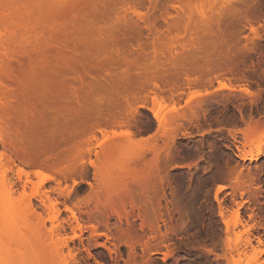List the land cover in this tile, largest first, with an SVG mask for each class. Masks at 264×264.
I'll list each match as a JSON object with an SVG mask.
<instances>
[{
  "label": "rangeland",
  "instance_id": "obj_1",
  "mask_svg": "<svg viewBox=\"0 0 264 264\" xmlns=\"http://www.w3.org/2000/svg\"><path fill=\"white\" fill-rule=\"evenodd\" d=\"M9 4L0 168L12 169L24 262L52 264L35 236L53 214L74 264H237L247 238L264 260V0Z\"/></svg>",
  "mask_w": 264,
  "mask_h": 264
},
{
  "label": "bare ground",
  "instance_id": "obj_2",
  "mask_svg": "<svg viewBox=\"0 0 264 264\" xmlns=\"http://www.w3.org/2000/svg\"><path fill=\"white\" fill-rule=\"evenodd\" d=\"M40 1H54V2H57L58 3V0H40ZM60 1V0H59ZM5 2V3H4ZM12 2V3H11ZM16 2H17V0H0V4L2 5H4V4H6L7 5V3L9 4V3H11V5L10 6H12V4L14 3V4H16ZM13 4V5H14ZM5 5V6H6ZM9 43V42H8ZM8 43H6V44H4V43H2L1 45H0V47L1 48H8ZM4 66H3V68L5 69V70H7V68H9V65L7 64V63H4L3 64ZM223 82H221L220 83V87H219V90H227V89H230V88H228L227 87V85L226 84H222ZM3 86H4V82L1 80V78H0V121H2V108H3V104H4V93H3ZM242 89V88H241ZM241 89H239V90H241ZM218 90V89H217ZM244 89H242L241 91H243ZM245 90H246V88H245ZM244 90V91H245ZM154 91H156V89L154 90ZM158 91V90H157ZM246 93H248V90L247 91H245ZM156 93V92H155ZM208 94V93H207ZM210 94V93H209ZM158 95V92L156 93V95H155V97ZM203 96V95H202ZM158 97V96H157ZM157 99V98H156ZM160 100V99H159ZM162 100V99H161ZM160 100V101H161ZM156 101V100H155ZM158 101V100H157ZM159 101V102H160ZM154 111V110H153ZM154 113V117L157 119V121L160 123L161 121H162V116H161V112H159V111H154L153 112ZM129 135V134H128ZM127 140H128V142L131 140V137L130 136H127ZM259 149V148H258ZM1 154H0V156L1 157H4V154L2 153V152H0ZM110 154V153H109ZM107 155L106 154V156H110V155ZM142 154V153H141ZM145 153H143L142 155H144ZM260 154H261V150L259 149V151L257 150V154H255L252 150L251 151H249V152H245V153H243L242 154V157H243V160L244 159H248L249 161H256L258 158H259V156H260ZM140 156V155H139ZM0 157V158H1ZM141 157V156H140ZM144 157V156H143ZM147 157H148V155H147ZM241 157V158H242ZM4 159V158H3ZM140 159V158H139ZM144 160V159H146V158H142L141 157V160ZM1 161V160H0ZM0 164H3V163H0ZM7 165V164H6ZM10 165V164H9ZM1 166V165H0ZM8 166V165H7ZM7 166H5V167H7ZM241 166V165H240ZM239 165H238V167H240ZM11 167V166H10ZM236 167V166H235ZM7 168H9V167H7ZM3 169V167H1L0 168V192H2L1 194L2 195H4L3 196V203L2 204H4L5 206H6V208L4 207V209H3V207L2 206H4V205H2L1 207H2V209L5 211V213H4V211H1L4 215L1 217V222L3 223L2 224V226H3V228H2V231H1V233H0V264H26L25 262H24V257L25 256H22L21 255V253H19L18 251H17V249L15 248V239H16V227H17V219H16V217H17V212L19 211V210H16V205H15V203H14V199H12L13 198V181H12V178H10L9 177V174H8V172H9V170L10 171H12V169ZM242 168V167H241ZM3 169V170H2ZM123 171H127V173H130V171H131V169H129V168H124V169H122ZM152 170V169H151ZM151 170L149 169L148 171H150V173H152L153 174V172H151ZM154 170V169H153ZM152 170V171H153ZM162 170V169H161ZM236 170H238V169H236ZM148 171H146V172H148ZM157 171V170H156ZM160 172V171H159ZM159 172H158V175H159ZM237 172V171H236ZM10 173V172H9ZM239 173V172H238ZM157 174V173H156ZM160 174H161V172H160ZM162 174H163V172H162ZM161 174V175H162ZM119 174H117V176H118ZM151 175V174H150ZM160 175V176H161ZM114 176V175H113ZM155 176V175H154ZM160 176H159V178L157 177V179H162V177L160 178ZM120 178L121 177H123V176H119ZM122 179H128V178H125V177H123ZM143 179V178H142ZM156 179V178H155ZM119 180H121V179H119ZM145 180V179H144ZM150 180V179H149ZM159 180H158V182H159ZM165 180V179H164ZM106 181V180H105ZM104 181V182H105ZM107 181H109V180H107ZM106 181V182H107ZM111 182H108V184L110 183V184H113L114 182H117V181H114L113 182V177H111V180H110ZM122 181V180H121ZM140 181H142V180H140ZM161 181V180H160ZM123 182V181H122ZM129 181H127V182H123L124 184H127ZM133 181H131V182H129L128 184H130V187H131V183H132ZM135 182V181H134ZM147 182V181H146ZM155 182H157V181H155ZM158 182H157V185H158ZM162 182H164V181H162ZM140 183H142V185H143V181L142 182H140ZM140 183H138V180H137V183L136 184H140ZM161 183V182H160ZM159 183V184H160ZM103 184V183H102ZM123 184V185H124ZM128 184H127V186H128ZM135 184V185H136ZM156 184V183H155ZM163 183H161V185H162ZM107 185V184H106ZM114 185V184H113ZM119 185V184H118ZM117 185V186H118ZM117 186H115L116 188H117ZM126 185H124L123 187H125ZM126 186V187H127ZM134 186V185H133ZM144 186V185H143ZM112 187V186H111ZM114 187V186H113ZM119 187V186H118ZM122 186H120L119 188L121 189V190H125L126 188H123ZM158 187L160 188L161 187V189H163L164 187L163 186H160V185H158ZM163 187V188H162ZM105 188H109L108 187V185H107V187L105 186ZM118 188V189H119ZM141 188H143V187H141ZM144 188H145V186H144ZM143 188V189H144ZM129 189L130 188H127V191H129ZM140 189V188H139ZM142 189V190H143ZM113 190V189H112ZM221 190H223V187L221 186V187H219V189H218V191H216V193L217 192H219V191H221ZM108 191V193H110L111 191H109V190H106V192ZM105 192V191H104ZM130 192V191H129ZM160 192H162V190H160ZM121 193H125V192H121ZM121 193H119V195H121ZM163 193H164V191H163ZM126 194V193H125ZM118 195V196H119ZM120 198V199H119ZM122 198H124V197H122ZM121 198V196L120 197H118V199L119 200H121L122 199ZM133 198V197H132ZM131 198V199H132ZM5 199V200H4ZM130 199V198H129ZM125 200H126V198H125ZM134 200V199H133ZM132 201V200H131ZM41 202L43 203V205H45V206H49V209H51L53 212L54 211H56V207H55V205H54V203H53V199H52V196L49 194V193H43V195H42V197H41ZM135 202V201H134ZM114 203V205L116 204V202H113ZM112 203V204H113ZM130 203V202H129ZM113 205V206H114ZM126 205V204H125ZM124 204H122V205H120L123 209H124V207L123 206H125ZM133 205H135V204H133ZM126 207V206H125ZM115 208H117V206L115 207H112V210L114 209V214L115 215H117L119 218H122L123 216H120V214L121 213H118V212H120L121 210L119 209V211H117ZM1 209V210H2ZM26 210H27V212H28V214H29V216L31 217V218H34V217H38V212H37V209H35V206L32 204V203H29V205L27 206V208H26ZM111 210V211H112ZM126 210V209H125ZM109 213V212H108ZM107 213V214H108ZM106 214V213H105ZM109 214H111V212L109 213ZM107 215V216H104V217H107L106 218V220H104V221H106V225L107 224H111V222H112V217L110 216V215ZM223 215V214H222ZM124 218V217H123ZM3 219V220H2ZM35 219V218H34ZM38 219H39V217H38ZM57 219V214H53V216L51 217V220H52V226H51V228L50 229H48L47 228V225H46V223L45 222H43V221H41L40 220V222L38 223V227H37V233H36V236H35V239L39 242V244L40 245H46V249H48L49 251H48V253H49V255H50V261H51V263L52 264H74V262L72 263V261H74L73 260V251H72V249H70V247H69V243H68V241L67 240H63V230L60 228V229H58V231H56L55 230V227H54V221ZM104 219V218H103ZM124 220V219H123ZM127 221H128V219H126ZM120 221V220H119ZM122 221V220H121ZM127 221H126V223H127ZM228 223V222H227ZM120 225H122V224H120ZM127 225V224H126ZM128 225H129V223H128ZM126 226L127 228H126V231H124V232H127V231H130V232H128V234L130 233H132V232H134V231H136L135 229L137 228L136 226H135V224H131L130 223V225L129 226ZM110 226V225H109ZM124 227H125V225H123ZM234 227H237L236 225H233L231 228L232 229H234ZM120 228V227H119ZM230 228V226H229V224H227V230H230L231 229ZM125 229V228H124ZM232 229H231V233L232 232H234V231H232ZM1 230V229H0ZM229 232V231H228ZM136 233V232H135ZM135 233H132V234H135ZM229 234V233H228ZM259 250H257V248L255 247V245H253V243L251 242V239L250 238H247L246 240H245V242L243 243V244H238V245H235L234 247H232V251H231V254H232V258H233V260H235L234 259V254L238 257L237 259V262H235V263H237V264H240V262H242V261H245L246 262V264H264V260H262V257L260 256V254H261V252H258ZM236 256H235V258H236ZM39 258H40V255H39V253L38 252H35L34 254H33V258H32V261H31V263L30 264H40V262L38 261L39 260Z\"/></svg>",
  "mask_w": 264,
  "mask_h": 264
}]
</instances>
